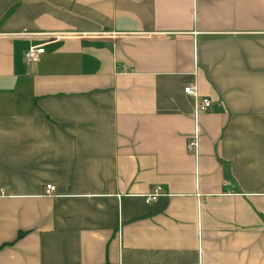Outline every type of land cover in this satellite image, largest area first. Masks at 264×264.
I'll return each instance as SVG.
<instances>
[{
  "label": "crops",
  "instance_id": "crops-1",
  "mask_svg": "<svg viewBox=\"0 0 264 264\" xmlns=\"http://www.w3.org/2000/svg\"><path fill=\"white\" fill-rule=\"evenodd\" d=\"M0 264H264V0H0Z\"/></svg>",
  "mask_w": 264,
  "mask_h": 264
},
{
  "label": "built area",
  "instance_id": "built-area-1",
  "mask_svg": "<svg viewBox=\"0 0 264 264\" xmlns=\"http://www.w3.org/2000/svg\"><path fill=\"white\" fill-rule=\"evenodd\" d=\"M30 35V34H29ZM55 34H50L47 33L45 36L43 37H47V38H52L55 37ZM45 53V48L43 46H31L25 55V60L27 63H32L35 61H38L40 56L42 54ZM185 92L194 96H197V89L195 87H187L185 88ZM211 107V101L209 99H203V101L197 105L196 111H195V118L196 120L198 119V115L201 111H206ZM187 149L189 152H193L195 154L198 153V149H199V131L198 128H196L195 134L193 135V137L189 140L188 144H187ZM55 187L53 185H46V189H45V195L47 196H51L53 194ZM160 194V188L158 187L157 189H155V191L149 195V197L147 198V201H151L156 199ZM1 195H5L4 191L1 190Z\"/></svg>",
  "mask_w": 264,
  "mask_h": 264
}]
</instances>
